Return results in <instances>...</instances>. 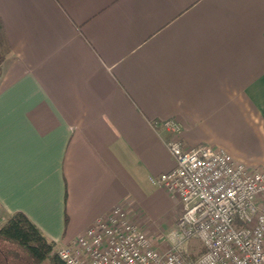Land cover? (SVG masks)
<instances>
[{
	"label": "crops",
	"instance_id": "obj_1",
	"mask_svg": "<svg viewBox=\"0 0 264 264\" xmlns=\"http://www.w3.org/2000/svg\"><path fill=\"white\" fill-rule=\"evenodd\" d=\"M0 36V227L60 247L121 203L171 244L165 119L264 169V0H0Z\"/></svg>",
	"mask_w": 264,
	"mask_h": 264
},
{
	"label": "built area",
	"instance_id": "obj_2",
	"mask_svg": "<svg viewBox=\"0 0 264 264\" xmlns=\"http://www.w3.org/2000/svg\"><path fill=\"white\" fill-rule=\"evenodd\" d=\"M167 148L175 166L157 183L179 197L182 210L168 232L171 245L156 247L121 203L58 247L66 264H264V169L248 166L223 148L186 145L173 118ZM197 239L204 251L191 257Z\"/></svg>",
	"mask_w": 264,
	"mask_h": 264
},
{
	"label": "trees",
	"instance_id": "obj_3",
	"mask_svg": "<svg viewBox=\"0 0 264 264\" xmlns=\"http://www.w3.org/2000/svg\"><path fill=\"white\" fill-rule=\"evenodd\" d=\"M1 58L0 36V61ZM0 239L18 246L27 255L31 264H66L58 255L56 243L48 239L23 212L13 213L6 223L0 227ZM191 246L190 254L194 259L204 251V247L199 240L193 241Z\"/></svg>",
	"mask_w": 264,
	"mask_h": 264
},
{
	"label": "rangeland",
	"instance_id": "obj_4",
	"mask_svg": "<svg viewBox=\"0 0 264 264\" xmlns=\"http://www.w3.org/2000/svg\"><path fill=\"white\" fill-rule=\"evenodd\" d=\"M168 232L166 233L167 235ZM196 240L193 239L192 242ZM170 245L171 244L160 248L167 249ZM0 256H3V260L7 264H31L27 255L18 246H16L14 243L2 239H0Z\"/></svg>",
	"mask_w": 264,
	"mask_h": 264
}]
</instances>
